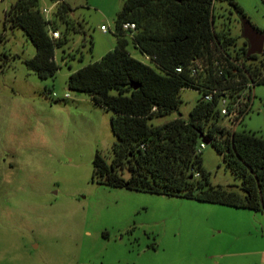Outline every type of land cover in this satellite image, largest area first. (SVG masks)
Instances as JSON below:
<instances>
[{
    "label": "rangeland",
    "instance_id": "1",
    "mask_svg": "<svg viewBox=\"0 0 264 264\" xmlns=\"http://www.w3.org/2000/svg\"><path fill=\"white\" fill-rule=\"evenodd\" d=\"M15 1L0 0V264H264L262 211L92 180L95 154L111 158L113 112L86 93L68 90L66 80L113 49L124 0H64L84 34H70L54 51L59 69L45 80L24 64L35 53L32 44L20 29L4 24ZM234 1L264 34V1ZM55 7L54 0H39L46 18ZM237 13L228 0L214 3L215 28L234 37L235 47L243 40ZM250 62L264 72V44ZM179 96L178 110L153 124L178 114L188 119L202 94L182 88ZM237 129L264 138V82L255 84L251 108ZM201 157L211 185H239L210 144Z\"/></svg>",
    "mask_w": 264,
    "mask_h": 264
},
{
    "label": "trees",
    "instance_id": "2",
    "mask_svg": "<svg viewBox=\"0 0 264 264\" xmlns=\"http://www.w3.org/2000/svg\"><path fill=\"white\" fill-rule=\"evenodd\" d=\"M216 1L221 0H124L114 22L113 49L68 75V90L86 93L94 104L113 112L111 158L95 154L92 180L264 213V138L227 128L217 109L224 91L233 96L249 82H264V72L251 66L257 55L246 57L244 40L235 47L234 37L216 30ZM228 1L241 13L234 0ZM54 2L50 18L40 10L39 0H16L4 14V24L20 29L34 47L24 64L41 80L53 78L59 69L54 51L69 42L70 34H84L82 24L72 18V6ZM126 22L135 28L123 30ZM51 31H58L59 37L53 38ZM130 48L147 62L135 58ZM193 59L207 65L205 75H189ZM182 88L202 94L188 119L178 114L153 124L178 110ZM212 89L218 94L205 101L203 95ZM202 138L221 155L239 185L210 184L198 150Z\"/></svg>",
    "mask_w": 264,
    "mask_h": 264
},
{
    "label": "built area",
    "instance_id": "3",
    "mask_svg": "<svg viewBox=\"0 0 264 264\" xmlns=\"http://www.w3.org/2000/svg\"><path fill=\"white\" fill-rule=\"evenodd\" d=\"M134 28V23L126 22L122 25V29L126 31L133 30ZM100 30L103 32H107V27L101 25ZM50 35L53 38L59 37L58 31H51ZM145 59L147 61V58ZM213 65L217 67V73L218 75H220L222 73L220 62L217 60L213 61ZM187 69L191 77H197L199 75L206 74L207 65L199 59H193L187 66ZM176 70L177 72H181V68H177ZM253 89L254 84L252 82H249L233 96H229L226 91H224V94L222 96H219L217 109L219 116L223 119V124L227 128L231 130L236 129L243 120L245 114L250 110L253 98ZM216 94H218V90L212 89L203 95V99L205 101H211L213 99V96ZM204 147L205 143L201 142L198 150L200 151Z\"/></svg>",
    "mask_w": 264,
    "mask_h": 264
},
{
    "label": "water",
    "instance_id": "4",
    "mask_svg": "<svg viewBox=\"0 0 264 264\" xmlns=\"http://www.w3.org/2000/svg\"><path fill=\"white\" fill-rule=\"evenodd\" d=\"M237 18L240 24V38L246 43V57L261 54L264 44V34L252 26L243 14L237 13ZM134 87L136 88L137 86ZM202 141L205 144H209L204 138H202Z\"/></svg>",
    "mask_w": 264,
    "mask_h": 264
}]
</instances>
